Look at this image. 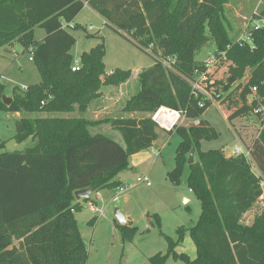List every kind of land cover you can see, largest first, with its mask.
<instances>
[{
  "label": "trees",
  "instance_id": "1",
  "mask_svg": "<svg viewBox=\"0 0 264 264\" xmlns=\"http://www.w3.org/2000/svg\"><path fill=\"white\" fill-rule=\"evenodd\" d=\"M227 2L0 0V49L22 44L41 74V81L26 91L15 88L10 105L3 101L5 86L0 83V110L49 114L17 119L15 141L30 140L32 146L0 152V264H87L88 249L75 213L92 196L77 200L75 192L121 186L117 177L129 167L130 157L150 149L160 137L159 127L150 117L160 106L181 110L186 119L200 120L199 125H179L168 132L178 133L182 141L176 150L175 167L167 177L179 186L189 166L186 183L200 200L202 211L191 227L178 228L177 240L165 236L167 253L151 256L147 264H166L170 256L185 264H264V210L251 224L243 222L263 195L260 178L244 156H227L223 149H201V140L217 133L201 120L212 103L202 105L201 96L193 93L190 83L197 72L205 70V63L196 59L197 52L213 42L216 51L227 54L228 61L221 68L228 69V78L213 75L216 87L222 89L219 100L228 102L232 110L227 119L251 114L262 117L257 110L264 106V26L252 32L253 46L233 40L223 19ZM86 4L107 25L130 36L141 49L152 51L155 63L139 73L140 87L122 110L147 116L97 120L83 116L101 97L103 86H120L132 76L131 70L106 72L103 37L99 45L82 53L81 67L72 70V48L77 40L69 29L80 27L71 24ZM36 27L46 32L42 40L34 36ZM155 56L174 58L175 63L165 67ZM232 76L238 84L223 95V87ZM254 87L257 97L250 101ZM76 111L81 115H54ZM102 124L118 131L122 142L91 131ZM262 125L251 148L264 174V122ZM191 149L196 158L189 164ZM116 226L127 239L136 232L129 224L116 222ZM187 232L197 247L193 259L177 250Z\"/></svg>",
  "mask_w": 264,
  "mask_h": 264
},
{
  "label": "rangeland",
  "instance_id": "2",
  "mask_svg": "<svg viewBox=\"0 0 264 264\" xmlns=\"http://www.w3.org/2000/svg\"><path fill=\"white\" fill-rule=\"evenodd\" d=\"M263 10L264 0H228L225 4L223 19L229 36L233 40H238L243 33L258 30L259 28L256 26L260 23ZM75 24H79L80 27L69 29L77 40L72 48L74 60L80 59L82 53L99 45L100 37H103L106 46L104 58L106 72L110 74L116 69L132 71L133 80L123 88L121 100L118 101L111 115L108 116L120 117L121 114H124L123 109H121L122 106L136 94L140 87L137 79L138 74L155 63L151 54L152 51L150 53L141 49L130 40V36L125 37L107 25L102 16L91 7H85L81 11ZM91 26L92 28H90ZM45 34L43 28H35L36 40H42ZM216 49L215 43H207L197 52V61L208 60ZM15 53H18L19 56L16 57ZM31 55L30 51L24 52L20 43H14L13 46L0 49V83L5 86V96L12 97L15 88L23 91L22 86H29L41 81L38 67L33 60H30ZM229 74L228 69L223 67L215 72L214 77L226 80ZM237 84L238 81L236 80L230 89H234ZM115 89L114 86H103L105 92L115 91ZM117 93L121 95L120 90L119 92L117 90ZM111 95L115 97L114 92ZM234 99L238 98L235 96ZM231 112L229 103L220 100L212 104L203 114L201 120L206 121L217 133L214 138L201 140L203 151L223 149L229 156L232 148L239 140L247 146L251 145L258 137L263 125L256 115L251 114L229 121L226 114ZM54 115L79 116L81 113L76 111ZM23 116L32 119L37 116H49V114L24 113ZM101 116L100 119L106 118L104 115ZM18 118L19 116L14 112L0 110V152L19 151L32 146L30 140L14 143L15 121ZM180 125L190 126L192 122L186 119ZM96 130L114 139H121V134L113 130L110 124H103ZM92 131L94 130L92 129ZM159 131L166 141L161 155L158 150L151 151L148 149L130 157L129 167L122 171L123 178L121 181L126 188L125 192L118 194V188L106 190L105 193H108V197H112L114 193L118 195L111 203L92 198L99 208L104 210L103 215L90 210V201L83 202L81 211L75 213V218L88 249L87 264H147L151 256L159 252L167 253L168 242L165 236L177 240L178 228L191 227L199 218L202 211L201 202L195 194L190 192L186 183L189 166L185 168L181 185L176 186L167 177V173L175 167V154L182 138L176 132L168 134L160 128ZM195 158L194 156V161ZM136 169L139 171L135 172ZM252 169L256 174H259L258 167L252 166ZM138 176H148L152 186L145 183L137 184ZM183 197L190 198V201L185 203ZM116 209L124 216L130 217V227H136V232L129 239L125 238L116 226ZM263 210L264 200L260 199L244 215L243 222L251 224L254 217ZM93 218H96L94 223L91 222ZM177 250L187 253L192 259L196 257L197 247L189 232L185 234L184 241ZM166 264L185 263L170 256Z\"/></svg>",
  "mask_w": 264,
  "mask_h": 264
},
{
  "label": "built area",
  "instance_id": "3",
  "mask_svg": "<svg viewBox=\"0 0 264 264\" xmlns=\"http://www.w3.org/2000/svg\"><path fill=\"white\" fill-rule=\"evenodd\" d=\"M264 26V17L261 18L260 23L256 26L257 28H261ZM92 28V26L90 27ZM238 41L243 43H249L253 45V33L252 31L245 32L238 39ZM155 59L160 61L165 67L171 68L173 63H175L174 58L164 59L159 56H155ZM30 60H33L31 55ZM227 54L226 51H215L214 54L210 56V58L205 63V70L197 72L194 79L190 80L192 85L193 93L199 97L201 96V104L203 105L206 101H210L212 104L220 101L221 87H216V81L214 80L213 75L215 72L220 69L225 62H227ZM81 67L80 59H75L73 63L72 70L77 71ZM22 90L26 91L28 86H22ZM257 97V88H252V95L250 96V101ZM258 112L262 113L261 123L264 122V106L261 105ZM151 119L158 125L161 130L165 132H171L176 129L184 120H186L185 113L181 110H177L168 106H160L156 111L150 114ZM192 125H199V119L191 120ZM239 140V138H238ZM251 145H244L240 140L238 143L234 145L231 151L232 157L244 156L248 159L252 166L258 167L256 162L252 156V148ZM259 169V168H258ZM260 170V169H259ZM260 178V183L263 188V195L261 196V200H264V174L260 171L259 174H256ZM145 183L148 186H152V182L148 178V176H138L137 184ZM126 188L124 186L118 187V194L125 192ZM118 196V195H116ZM89 208L94 213L104 214V210H101L97 203L94 200L89 202Z\"/></svg>",
  "mask_w": 264,
  "mask_h": 264
},
{
  "label": "crops",
  "instance_id": "4",
  "mask_svg": "<svg viewBox=\"0 0 264 264\" xmlns=\"http://www.w3.org/2000/svg\"><path fill=\"white\" fill-rule=\"evenodd\" d=\"M85 7H90V6H88L87 4L85 5ZM80 15V14H79ZM78 15V16H79ZM78 16L76 17V19L78 18ZM76 19L74 20V22L71 24L72 26L74 25V23H76ZM102 19L104 20V18L102 17ZM105 21V20H104ZM216 51V50H215ZM214 51V52H215ZM15 56L16 57H18L19 56V54L18 53H15ZM141 72V71H140ZM139 75V74H138ZM133 78V74H132V76H131V78L127 81V82H125V83H123V84H121L120 86H114L116 89H115V91H113V90H111V92H105L104 90H103V87H102V89H101V93H102V95H101V97L100 98H98V99H96V100H94L91 104H90V106H89V108H88V110L85 112V113H83V116H85L86 114L88 115V117H87V115H86V118H89V119H93V120H97V119H100V118H102V116L101 115H104V117L106 116V117H108V116H110L111 115V112L113 111V108H115L116 107V105H117V103H118V101H120L121 100V98H122V90H123V88L125 87V86H127L129 83H130V81L131 80H133L132 79ZM137 79H138V77H137ZM111 86V85H110ZM117 90H118V92H119V90L121 91V95H119L120 93H117ZM115 93V97L114 96H112L111 95V93ZM128 101V100H127ZM125 105V104H124ZM124 105L122 106V108L121 109H123L124 108ZM24 114V113H23ZM23 114L21 113V112H16V115L17 116H19V118H21L22 116H23ZM85 114V115H84ZM134 116H147V115H144V114H128V113H124V114H121V116L120 117H134ZM18 118V119H19ZM226 118H227V115H226ZM103 125V124H102ZM102 125H99V126H96V127H92L91 128V131H92V129L94 130V131H92L93 133H100V131H98V130H96L98 127H100V126H102ZM101 133H103V132H101ZM105 134V133H104ZM121 138V137H120ZM115 140H117V139H115ZM118 142H122V138L120 139V140H117ZM165 144H166V141L162 138V136H161V133H160V137H159V139L157 140V141H155L154 142V145H153V147H151L149 150H151V151H154V150H158L159 151V154L161 155V152H162V149L164 148V146H165ZM145 151V150H144ZM141 152H143V151H141ZM139 170L138 169H136L135 170V172H138ZM120 181L122 180L121 178H123V175H122V172L118 175V177H117ZM122 182V181H121ZM121 186H124V185H122L121 184ZM106 190H109L110 191V189H104V190H101V191H99V192H93L92 193V198H94V199H98V200H102V201H106L107 203H111V201L113 200L114 201V199L117 197L116 196V193H114L113 195H112V197H113V199H112V197H108V193H105L106 192ZM190 192H192L191 190H190ZM193 193V192H192ZM107 196V197H106ZM106 199H108V200H106ZM183 199H184V202L186 203H188L189 201H190V198H186V197H183ZM125 218L127 219V224H129V222H130V217H126L125 216Z\"/></svg>",
  "mask_w": 264,
  "mask_h": 264
},
{
  "label": "water",
  "instance_id": "5",
  "mask_svg": "<svg viewBox=\"0 0 264 264\" xmlns=\"http://www.w3.org/2000/svg\"><path fill=\"white\" fill-rule=\"evenodd\" d=\"M236 81V77L232 76L227 83L224 85L223 87V95L231 88V86L233 85V83ZM3 101L6 105H10L13 101L12 97H7V96H3ZM14 143H16V141L14 140ZM194 156H195V150L191 149L190 154H189V158H188V163L191 164L194 162ZM94 189L93 187H88L79 191L75 192V197L77 200H83V199H87L89 198L92 193H93ZM115 218L117 220V223L119 225H125L127 224V219L125 218V216L118 210H115Z\"/></svg>",
  "mask_w": 264,
  "mask_h": 264
}]
</instances>
